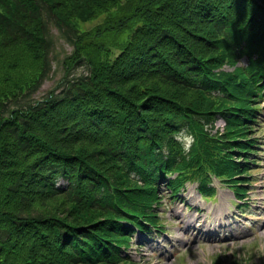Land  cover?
I'll return each mask as SVG.
<instances>
[{"label": "trees", "instance_id": "trees-1", "mask_svg": "<svg viewBox=\"0 0 264 264\" xmlns=\"http://www.w3.org/2000/svg\"><path fill=\"white\" fill-rule=\"evenodd\" d=\"M45 14L73 49L33 99ZM263 89L264 0H0V264H134V233L160 228V183L245 196Z\"/></svg>", "mask_w": 264, "mask_h": 264}, {"label": "rangeland", "instance_id": "rangeland-1", "mask_svg": "<svg viewBox=\"0 0 264 264\" xmlns=\"http://www.w3.org/2000/svg\"><path fill=\"white\" fill-rule=\"evenodd\" d=\"M45 19L49 32L51 65L47 78L33 99L43 97L62 79L63 60L73 49L66 36L57 31L46 14ZM102 19L80 25V28L91 31ZM240 64H244V61ZM81 74H86L84 67L74 69L71 77ZM223 125L222 120H217L212 133L221 132ZM253 136L260 140L258 153L254 156L260 163L258 167H253L252 179L247 183L239 179L248 192L243 203L239 205L227 185L216 181L213 182L216 195L210 201L200 198L194 184L187 185L178 199L166 198V189L161 184L159 193L164 207L158 212L164 228L163 231L151 233L148 238L138 233L133 236L127 253L136 264H213L218 259L224 264L230 261L238 264H264V126L261 132ZM188 220L193 221L195 227L199 222L206 233L197 235L194 229L186 233L185 230H179L178 224ZM219 223L224 225V230L217 227ZM206 234L214 236L209 238Z\"/></svg>", "mask_w": 264, "mask_h": 264}, {"label": "bare ground", "instance_id": "bare-ground-1", "mask_svg": "<svg viewBox=\"0 0 264 264\" xmlns=\"http://www.w3.org/2000/svg\"><path fill=\"white\" fill-rule=\"evenodd\" d=\"M196 222H197V220H196ZM192 223H193V221H190V220H188V221H181V222L178 224V229H179V230H185V233H186L188 230H190V229H194V231L197 232V235H199V234L204 235V234L206 233L205 231H203L202 225H200L199 222H197V224H196L197 227H195ZM217 227H218L221 231L224 230V225H222L221 223H219V224L217 225ZM206 237L211 238L212 235L209 236V234H206Z\"/></svg>", "mask_w": 264, "mask_h": 264}, {"label": "clouds", "instance_id": "clouds-1", "mask_svg": "<svg viewBox=\"0 0 264 264\" xmlns=\"http://www.w3.org/2000/svg\"><path fill=\"white\" fill-rule=\"evenodd\" d=\"M177 140H180L184 150L187 152L190 148V145L194 142V138L190 135H185L183 133H181V135L176 137Z\"/></svg>", "mask_w": 264, "mask_h": 264}]
</instances>
